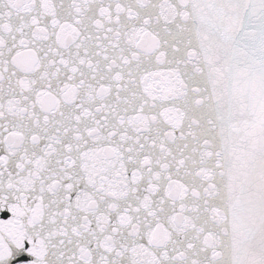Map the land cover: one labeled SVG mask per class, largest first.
<instances>
[{
  "label": "snow or ice",
  "instance_id": "snow-or-ice-1",
  "mask_svg": "<svg viewBox=\"0 0 264 264\" xmlns=\"http://www.w3.org/2000/svg\"><path fill=\"white\" fill-rule=\"evenodd\" d=\"M0 264H264V0H0Z\"/></svg>",
  "mask_w": 264,
  "mask_h": 264
},
{
  "label": "water",
  "instance_id": "water-1",
  "mask_svg": "<svg viewBox=\"0 0 264 264\" xmlns=\"http://www.w3.org/2000/svg\"><path fill=\"white\" fill-rule=\"evenodd\" d=\"M0 215H4V214H0ZM12 264H14V261L12 262Z\"/></svg>",
  "mask_w": 264,
  "mask_h": 264
}]
</instances>
